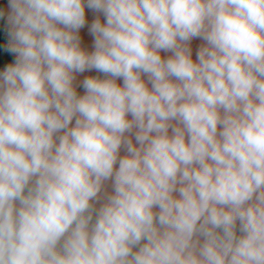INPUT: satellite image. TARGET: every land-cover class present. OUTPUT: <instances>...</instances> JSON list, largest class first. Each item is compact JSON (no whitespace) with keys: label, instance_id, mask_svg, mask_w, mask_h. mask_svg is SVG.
<instances>
[{"label":"clouds","instance_id":"obj_1","mask_svg":"<svg viewBox=\"0 0 264 264\" xmlns=\"http://www.w3.org/2000/svg\"><path fill=\"white\" fill-rule=\"evenodd\" d=\"M0 18V264H264V0Z\"/></svg>","mask_w":264,"mask_h":264},{"label":"crops","instance_id":"obj_2","mask_svg":"<svg viewBox=\"0 0 264 264\" xmlns=\"http://www.w3.org/2000/svg\"><path fill=\"white\" fill-rule=\"evenodd\" d=\"M0 2H3V8L5 10H7V4H8V0H0ZM96 15H100L101 19H103L102 14H97V13H92V12H88V20L89 22H91V20L96 16ZM81 35L83 37V43L86 47H88L89 49H91V45H92V37L88 34V30L87 27H85L84 29L81 30ZM194 45H198L199 43H202L199 40H195ZM94 74V73H93ZM83 77H78V79H82ZM81 94L83 93V89L80 88L78 89Z\"/></svg>","mask_w":264,"mask_h":264},{"label":"trees","instance_id":"obj_3","mask_svg":"<svg viewBox=\"0 0 264 264\" xmlns=\"http://www.w3.org/2000/svg\"><path fill=\"white\" fill-rule=\"evenodd\" d=\"M0 8H3V2H0ZM6 42H7V25L5 23V20L3 18H0V45H4L6 44ZM0 57L14 61V56L3 52L2 48H0ZM3 62H4L3 60H0V69H2Z\"/></svg>","mask_w":264,"mask_h":264}]
</instances>
